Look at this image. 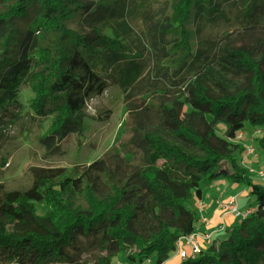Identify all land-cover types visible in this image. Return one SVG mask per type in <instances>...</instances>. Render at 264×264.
<instances>
[{
	"label": "trees",
	"instance_id": "1",
	"mask_svg": "<svg viewBox=\"0 0 264 264\" xmlns=\"http://www.w3.org/2000/svg\"><path fill=\"white\" fill-rule=\"evenodd\" d=\"M165 1L161 18L160 0H0V141L28 106L51 120L41 143L56 154L112 91L130 131L89 165L0 183V264H165L220 180L245 183L258 208L179 264H264V186L240 142L245 124L264 129V0Z\"/></svg>",
	"mask_w": 264,
	"mask_h": 264
},
{
	"label": "rangeland",
	"instance_id": "2",
	"mask_svg": "<svg viewBox=\"0 0 264 264\" xmlns=\"http://www.w3.org/2000/svg\"><path fill=\"white\" fill-rule=\"evenodd\" d=\"M160 2V4H156L158 10L157 14L161 18H164L168 13L164 14L162 12L165 6L170 7V3H166L167 1L165 0H160ZM141 6L142 4L140 7ZM139 22L140 20L133 19L132 25L135 29L139 26ZM38 37L42 38L43 36L40 34ZM54 40L55 35L47 36V42L44 46L52 48L50 46H52ZM111 74L113 75L112 72L108 73V76ZM23 110L24 114L21 115V118L14 120V129H11L8 132V135H4L0 141V163H2L3 160L7 163L4 168H0V183L6 182L7 186L11 189H26L29 187L30 179L25 173L28 166H41L44 163L61 167L89 165L101 158L112 146H118L121 135V143H126L130 137V131H123L124 123L127 121V114L125 104L122 100L121 94L119 95V91H112L105 96L91 100L87 105L86 112L88 118L83 131L73 135V138H71L68 143L61 145L58 153L51 155L47 153L41 143V138L48 132L51 120L49 119L46 121L35 118L28 106H25ZM14 114L15 113H12V115ZM226 128L227 126L224 124H218L217 132L222 135V130L225 131ZM242 135L243 138L240 142L246 148V151L242 155L243 163L246 158H248L249 161L248 165L244 166L247 167V169L252 170L251 178L253 183L264 186V179H262L264 176V151L261 148L262 139H264V129L258 131L250 124H245ZM226 182L230 183V181H219L215 186H221ZM244 184L234 183L233 185L239 187L238 191H235L234 189L224 190V197H221L222 200H220L225 204L223 207L228 210V212L232 210L235 215L237 213V207L230 203L231 201L229 202V200L237 197V193L240 195L246 189L240 186H247ZM230 186L232 185L229 184L228 187L230 188ZM213 189L214 187L208 190ZM249 189L251 191V188ZM256 198V195L250 197L253 206L257 205ZM237 203L245 206L246 200L242 197ZM86 204L87 202L85 199L74 203V205L82 207L86 206ZM240 214L241 213L238 215ZM242 215L248 216L249 214L246 213ZM231 227L232 225L228 223L227 230ZM200 230L201 227H198L197 231L199 232ZM207 231L209 230H203L201 233ZM226 231L222 234L215 235L214 239H222L226 235ZM190 238L195 240V234L188 236L184 241L189 240ZM206 239H211V235H206ZM210 244L211 243L209 242L205 249H207ZM122 256L123 254L115 256L111 264H128L123 261ZM180 259L181 256L177 251L171 255V259L168 262L176 260L175 264H177ZM146 264L151 263L148 262Z\"/></svg>",
	"mask_w": 264,
	"mask_h": 264
},
{
	"label": "crops",
	"instance_id": "3",
	"mask_svg": "<svg viewBox=\"0 0 264 264\" xmlns=\"http://www.w3.org/2000/svg\"><path fill=\"white\" fill-rule=\"evenodd\" d=\"M248 163V158H246L243 164L247 166ZM250 172L252 173V170H250ZM262 179H264V176L262 177ZM215 184L208 188L211 189L214 187V189H207L208 191L205 190L203 193L202 200L196 202L195 204L198 211V216L200 218L198 227H201V230L199 232L197 230L195 232V241L201 249H205L207 244L215 238V235L224 233V231L227 230L228 223H230L233 227L235 223L239 222L242 219V214L248 213L249 215H251L258 208V205L253 206L251 204L250 197L252 196V194L249 189L250 187L240 185L242 188L246 189L240 195L239 193H237V197L230 199L229 202L231 201L230 203H234V205L237 207L236 215H238L239 213H241V215L236 216L235 214H233L234 212L232 210H230L231 213L228 212V210L223 207L225 204L220 201L222 200L221 197H224V190L234 189L235 191H238L239 187L237 185H233V183L231 182L223 183L221 186H215ZM229 184L232 185L230 186V188L228 187ZM242 197L246 200L245 206L239 205L237 203V201L240 200V198ZM206 229H208L209 231L201 233L203 230ZM206 235H211V239H206ZM183 249L188 250V252L191 251V248L188 245L183 246ZM179 262L177 264H179ZM175 263L176 260H173L172 262H167L166 264Z\"/></svg>",
	"mask_w": 264,
	"mask_h": 264
},
{
	"label": "built area",
	"instance_id": "4",
	"mask_svg": "<svg viewBox=\"0 0 264 264\" xmlns=\"http://www.w3.org/2000/svg\"><path fill=\"white\" fill-rule=\"evenodd\" d=\"M234 204V203H232ZM241 215V214H240ZM248 216H243L242 215V219H246ZM185 242V243H184ZM181 241L178 246H177V250H178V253L180 254L181 258L184 257L186 255L185 253V250L183 249V243L185 245H188L191 247V249L193 250L194 253L198 252L199 251V247L198 245L196 244V241L195 240H192L191 238L189 240H186V241Z\"/></svg>",
	"mask_w": 264,
	"mask_h": 264
}]
</instances>
